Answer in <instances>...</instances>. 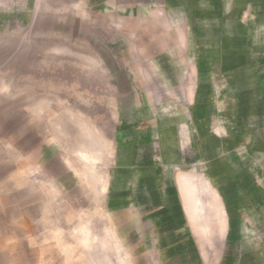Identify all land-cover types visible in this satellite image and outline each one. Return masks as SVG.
<instances>
[{
  "label": "crops",
  "instance_id": "obj_1",
  "mask_svg": "<svg viewBox=\"0 0 264 264\" xmlns=\"http://www.w3.org/2000/svg\"><path fill=\"white\" fill-rule=\"evenodd\" d=\"M113 2L151 21L141 31L160 59L137 60L128 91L114 89L107 209L164 262L264 264V0ZM184 174L203 186L204 230L184 208Z\"/></svg>",
  "mask_w": 264,
  "mask_h": 264
},
{
  "label": "rangeland",
  "instance_id": "obj_2",
  "mask_svg": "<svg viewBox=\"0 0 264 264\" xmlns=\"http://www.w3.org/2000/svg\"><path fill=\"white\" fill-rule=\"evenodd\" d=\"M147 22L113 0H0V264L186 262L160 260L105 203L114 89L128 91L137 60L160 59ZM179 182L206 229L201 182Z\"/></svg>",
  "mask_w": 264,
  "mask_h": 264
}]
</instances>
